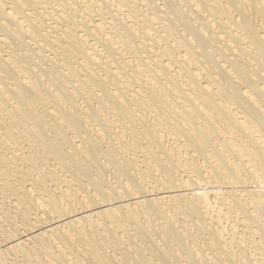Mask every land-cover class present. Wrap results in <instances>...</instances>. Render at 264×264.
<instances>
[{"label": "bare ground", "instance_id": "6f19581e", "mask_svg": "<svg viewBox=\"0 0 264 264\" xmlns=\"http://www.w3.org/2000/svg\"><path fill=\"white\" fill-rule=\"evenodd\" d=\"M0 264H264V0H0Z\"/></svg>", "mask_w": 264, "mask_h": 264}, {"label": "rangeland", "instance_id": "374dc122", "mask_svg": "<svg viewBox=\"0 0 264 264\" xmlns=\"http://www.w3.org/2000/svg\"><path fill=\"white\" fill-rule=\"evenodd\" d=\"M248 184H250V187L253 189L254 187L252 186V185H254V184H256V183H248Z\"/></svg>", "mask_w": 264, "mask_h": 264}]
</instances>
